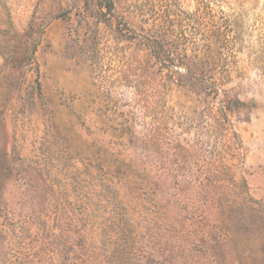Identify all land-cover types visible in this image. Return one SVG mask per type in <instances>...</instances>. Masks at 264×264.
<instances>
[{
  "label": "rangeland",
  "instance_id": "obj_1",
  "mask_svg": "<svg viewBox=\"0 0 264 264\" xmlns=\"http://www.w3.org/2000/svg\"><path fill=\"white\" fill-rule=\"evenodd\" d=\"M142 1L0 0V264H264V0H203L227 132L126 46Z\"/></svg>",
  "mask_w": 264,
  "mask_h": 264
},
{
  "label": "trees",
  "instance_id": "obj_2",
  "mask_svg": "<svg viewBox=\"0 0 264 264\" xmlns=\"http://www.w3.org/2000/svg\"><path fill=\"white\" fill-rule=\"evenodd\" d=\"M195 2L192 12L181 10L174 0L126 5V46L146 51L151 59L147 68L156 67L160 77L165 74L188 100L201 105L210 116V126L219 125L227 132L230 104L237 103L222 89L228 74L220 65L221 55L230 43V28L223 13L215 11L208 1ZM109 13L113 18L119 15L113 3ZM136 72L141 74L134 75V85L141 93L145 85L141 79L148 76L144 68Z\"/></svg>",
  "mask_w": 264,
  "mask_h": 264
}]
</instances>
